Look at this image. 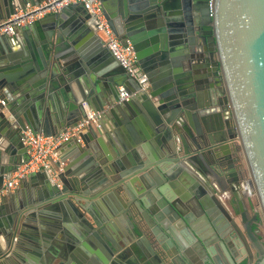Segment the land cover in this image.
I'll list each match as a JSON object with an SVG mask.
<instances>
[{"label": "water", "instance_id": "95a60500", "mask_svg": "<svg viewBox=\"0 0 264 264\" xmlns=\"http://www.w3.org/2000/svg\"><path fill=\"white\" fill-rule=\"evenodd\" d=\"M41 1L0 0V20ZM100 1L113 31L132 45L149 91L118 102L120 83L131 93L138 84L123 76L125 70L81 3L35 20L27 29L36 33V45L32 39L26 44L19 40L21 78L13 82L0 75V99L5 100L0 104V188L4 177L28 159L21 131L53 135L81 119L86 104L103 110L117 125L135 115L146 129L123 148L103 125L91 127L80 141L60 146L71 159L58 175L59 185L44 171L20 180L0 203V264H17L14 256L26 261L17 255L18 241L48 246L55 232L64 233L69 225L101 246L95 264H118L114 256L122 248L118 257L129 251L137 264H264V238L256 227L264 226V0ZM153 18L159 28L147 24ZM163 21H171L179 38L161 36ZM79 37L85 39V50L77 46ZM8 39L0 36V54L9 48ZM173 56L181 57L182 68L166 64ZM200 56L207 72L197 73L193 61ZM85 65L108 81L107 92L89 95L75 89L65 97L64 117L53 114L45 90L49 98L55 89L74 84L87 74ZM149 140L162 149L156 150L159 155L149 150ZM234 152L241 178L246 176L256 199L258 212L252 216L235 185L230 186L235 204L222 201L209 175L212 171L230 183L228 163H235ZM178 181L184 193L176 196L172 189L177 191ZM102 196L113 201V210L96 201ZM7 200L12 208L6 212ZM149 213L176 232L177 252L157 236ZM115 214L121 219L128 215L132 222L115 226ZM72 256L54 254L51 260L79 264Z\"/></svg>", "mask_w": 264, "mask_h": 264}, {"label": "crops", "instance_id": "0c3cea01", "mask_svg": "<svg viewBox=\"0 0 264 264\" xmlns=\"http://www.w3.org/2000/svg\"><path fill=\"white\" fill-rule=\"evenodd\" d=\"M147 24L151 25V27L159 28L160 23L158 19H148L146 20ZM164 22V23H163ZM162 22V25L165 29V31L161 34V36H165L168 40H175L179 38L180 34L178 31H172L174 29V26L171 25V21L167 23L165 21ZM25 33V36H24ZM8 46L6 47V50L4 54H0V75L3 78L11 79L13 82L17 79L19 80L20 72H18L19 66L17 63L21 60L20 58V41L23 44H26V40L32 39V41L36 45L37 36L36 33H34L32 30H28L27 26L23 28L17 29L16 33L12 36H8ZM20 40V41H19ZM85 42L84 38L79 37V41L77 43V46L85 50V46H83ZM181 57L180 56H173L169 57L167 59V65L169 67L176 68L177 66H181ZM87 68V74L80 75L77 78V81L74 84L68 85L67 88L61 87L59 89H55L52 91V95H47V90H45V98L46 100H50V111L53 114L61 115L64 117V115L67 112V102L65 100V97L68 95H72V92L76 89L79 91V89L82 91L83 89L88 92L89 95H102L105 91L107 92L108 88V81L104 79H99L96 72H94L91 68L85 65ZM123 76L127 77L126 73H123ZM122 82V80H120ZM28 82V81H26ZM73 86V87H72ZM125 87L124 84L120 83L117 86V89L120 87ZM105 92V93H106ZM3 92L0 90V95ZM21 95V94H18ZM14 96L10 95V100L12 101ZM7 99V98H6ZM102 103V99H101ZM99 104L98 99L95 100V105ZM108 108V106H105V109ZM85 109H95L93 106L85 105ZM115 119H113L111 116H105L101 118L100 122L101 125H103L104 131L106 130L107 134L113 135V137L120 143L121 146L127 145L128 142H130V138L132 136H138L139 134H144V131L146 129L145 122L142 118H137L135 115L131 116L130 114L127 115L125 122H122L120 124H116ZM202 124V123H201ZM21 135V133H20ZM149 146L147 145L148 142L144 141L142 144L147 143L149 150L155 151L156 154L159 155L162 149H156L158 148L157 143L154 140H149ZM105 144L108 143L107 139L104 138ZM160 148V147H159ZM157 150V151H156ZM126 151H130V148H127ZM9 157H16V155L9 154ZM27 155V153H26ZM60 157L61 159H65V165L69 164V160L71 159L68 157V154H65V152H62L60 150ZM4 179H6L4 177ZM3 179V181H4ZM178 180V179H177ZM179 182V181H178ZM3 185V182L1 184V187ZM184 188L183 184L179 182V185H175V191L172 189L176 196L183 195L182 187ZM132 188L136 194L139 193V185L138 183H135L132 185ZM18 189V186L6 196H9L10 193L14 192ZM100 201L101 206L110 211L114 209V203L113 201L106 197L102 196L101 198H97L96 201ZM2 202V200H1ZM0 202V203H1ZM5 209L4 211H9L12 208V203L7 200L4 201ZM249 209V208H248ZM250 211V210H249ZM128 215L124 216L123 219L119 217L118 214H115L112 216V221L115 226L121 227L124 226L127 222L131 223L132 221H129ZM147 220H149L152 228L156 231L157 236L160 237L161 241L165 243L169 250L171 252H177L178 249H180L179 242H178V235L176 232L170 228L167 227L166 224L161 223L158 218H155V216L149 214H146ZM138 217H136V220ZM1 220V216H0ZM173 225V224H172ZM131 226V225H130ZM68 230L66 232L62 233L61 231H57L54 234V239L51 244L48 246H45L42 244H37L35 242H31L29 240H21L18 241V248H17V255L22 256L26 259V261L20 260V258L14 256V258L17 261V264H57L58 259L51 260V256L54 254L62 255V253L69 255H73L79 264H95V262L98 260V256L100 257L102 255L101 246L94 240L93 238L82 236L77 229L72 227L71 225L67 226ZM175 230H178L175 228ZM264 238V237H263ZM134 239L129 243H133ZM118 243L122 244V241L119 239ZM121 249V248H120ZM124 249V248H122ZM116 251L115 258L118 264H137V261L133 255L129 253V251L126 252V257L123 256L122 258L118 257L120 253H122L124 250ZM138 251V249H136ZM72 256V257H73ZM75 264V263H74Z\"/></svg>", "mask_w": 264, "mask_h": 264}, {"label": "built area", "instance_id": "2783aa9c", "mask_svg": "<svg viewBox=\"0 0 264 264\" xmlns=\"http://www.w3.org/2000/svg\"><path fill=\"white\" fill-rule=\"evenodd\" d=\"M74 3H81L93 16L96 22V34L102 39L110 54L123 67L127 76L138 84V89L133 93L121 86L118 102L127 101L136 93L148 92L150 88L148 77L138 65L132 45L129 41L126 44L122 43L113 31L103 12L100 0H42L35 5L28 3L23 9H18L8 18L0 20V36H12L17 29L26 27L35 20ZM0 104L4 106L5 100L0 99ZM102 117L103 110L86 109L85 115L81 119L65 126L53 135L33 133L29 129L21 131L20 139L26 148L28 159L19 164L10 176L4 179L0 188V202L6 194L19 185L20 180L33 172L44 171L52 181L58 182L59 185L58 175L65 165L60 157V146L71 139L80 141L82 133L91 127L101 126Z\"/></svg>", "mask_w": 264, "mask_h": 264}, {"label": "flooded vegetation", "instance_id": "af4514ba", "mask_svg": "<svg viewBox=\"0 0 264 264\" xmlns=\"http://www.w3.org/2000/svg\"><path fill=\"white\" fill-rule=\"evenodd\" d=\"M193 63H195L196 65H199V68L197 69V73H201L206 71L207 69L206 67H203V64L205 63L202 60V56H200L199 60L198 58H196ZM182 62H181V66L180 67H176V68H182ZM172 69H176L174 67H171ZM210 78H213L212 80H214V77L211 73V71L209 72ZM218 107L221 109V105H218ZM195 146L191 145V149H193ZM233 157L235 159V163H228L229 164V169H230V177H228V179L231 181L230 183L227 182L224 178L216 176V174L214 172H209V175L212 176L213 178V182L216 183V187H218L219 189V193L218 196L219 198L224 201L225 198L226 200H229L232 204H235L234 202V198L233 195L231 194V189L230 186L231 184L235 185L236 189H239L243 202L245 204V207L248 209L250 215L252 216L254 213L258 212V208H257V204H256V199L255 197H253L252 195V191L250 186L245 182V178H241L240 175V170L238 169V165H237V160L239 159V154H237L236 152L233 153ZM245 175V172H243ZM236 174V175H235ZM202 176H205L204 174H202ZM214 183V184H215ZM237 183V184H236ZM238 187V188H237ZM230 202H226L227 204H230ZM224 203V202H223ZM256 227L258 228L259 233L264 237V226L262 225V223H257Z\"/></svg>", "mask_w": 264, "mask_h": 264}]
</instances>
